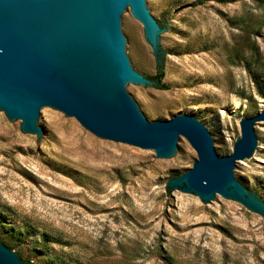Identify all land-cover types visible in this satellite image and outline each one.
I'll list each match as a JSON object with an SVG mask.
<instances>
[{
  "label": "rangeland",
  "instance_id": "rangeland-1",
  "mask_svg": "<svg viewBox=\"0 0 264 264\" xmlns=\"http://www.w3.org/2000/svg\"><path fill=\"white\" fill-rule=\"evenodd\" d=\"M165 51L167 88L130 82L127 91L148 120L189 114L228 155L240 121L264 108V5L254 0H152ZM244 21L258 53L229 61L244 43ZM135 70L156 76L143 23L122 14ZM254 55V56H253ZM246 57V59L244 58ZM248 61L250 64L248 65ZM43 133L21 129L0 110V240L31 264H264V215L217 194L204 201L166 183L193 167L183 136L176 152L97 136L75 117L43 107ZM258 147L237 162V179L264 200V122Z\"/></svg>",
  "mask_w": 264,
  "mask_h": 264
},
{
  "label": "water",
  "instance_id": "water-1",
  "mask_svg": "<svg viewBox=\"0 0 264 264\" xmlns=\"http://www.w3.org/2000/svg\"><path fill=\"white\" fill-rule=\"evenodd\" d=\"M129 6L144 25L156 69L165 68L160 32L168 22H157L152 0H0V110L11 120L22 119L21 129L39 138L40 111L53 107L99 137L154 149L158 157L173 155L183 136L198 159L166 183L167 192L180 188L204 201L219 194L264 215V200L234 173L237 162L258 147L256 125L264 122V108L240 121L241 136L224 156L193 115L148 120L127 91L130 82L157 84L135 70L127 54L121 23ZM0 264L31 263L0 240Z\"/></svg>",
  "mask_w": 264,
  "mask_h": 264
},
{
  "label": "trees",
  "instance_id": "trees-1",
  "mask_svg": "<svg viewBox=\"0 0 264 264\" xmlns=\"http://www.w3.org/2000/svg\"><path fill=\"white\" fill-rule=\"evenodd\" d=\"M257 3H260L262 5H264V0H254ZM167 23H164L163 25L165 26ZM261 28H264V22L261 24L260 26ZM249 29V24L244 21V27L242 28L243 32L245 33L243 35L244 38V43H240V44H236L233 47V52H230L229 55V61L231 63L235 62V57L238 56L239 54L245 53V52H253L255 49L256 54L258 53V46L256 41L252 40V38H250V31ZM254 56V55H253ZM246 59V57H244ZM250 64V61H248V65ZM165 76V71H164V66L163 64L159 65L158 67V71L156 76L153 77V79H155L157 81V84L155 85L156 87L159 88H167V85L165 83H163V78Z\"/></svg>",
  "mask_w": 264,
  "mask_h": 264
}]
</instances>
